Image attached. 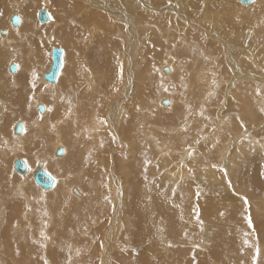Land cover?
I'll return each mask as SVG.
<instances>
[{
	"label": "rangeland",
	"instance_id": "374dc122",
	"mask_svg": "<svg viewBox=\"0 0 264 264\" xmlns=\"http://www.w3.org/2000/svg\"><path fill=\"white\" fill-rule=\"evenodd\" d=\"M50 1L9 0L6 9L0 0V31L15 39L10 46L0 41V205L5 217L0 218V264H105L109 237L102 225H113L117 213L109 264H264V15L260 23L249 24L251 17L243 18L248 13L241 14L245 7L237 0L152 3L163 12L133 0L132 10L126 8L130 23H125L118 13L110 16L83 0ZM256 2L242 5L253 6V13ZM45 7L58 22L59 41L47 30L53 22L38 20ZM12 13L23 18L21 32L34 25L27 42L11 25ZM152 16L158 26L145 25ZM180 21L187 25L181 27ZM199 23L219 38L208 37ZM224 42L239 55L238 62L230 61ZM52 48L65 52V66L53 85L41 80L51 66ZM168 58L173 65L166 64ZM9 62L18 66L14 77ZM163 67L170 69L167 76L160 73ZM34 103L46 104L49 111L30 110ZM18 121L26 122L27 137L12 136ZM58 134L68 147L66 159L52 157ZM18 158L31 165L22 175L30 205L13 197L23 179L14 168ZM45 158V170L63 183L57 189L44 190L34 179L37 163ZM75 172L79 175L73 178ZM112 178L119 182V198ZM70 188L83 194L71 200ZM119 241L125 245L118 246Z\"/></svg>",
	"mask_w": 264,
	"mask_h": 264
},
{
	"label": "bare ground",
	"instance_id": "6f19581e",
	"mask_svg": "<svg viewBox=\"0 0 264 264\" xmlns=\"http://www.w3.org/2000/svg\"><path fill=\"white\" fill-rule=\"evenodd\" d=\"M9 1V0H8ZM8 1L7 0H3V3L5 4V7H6V9H9V7H8V5H7V3H8ZM50 1V0H49ZM53 1V0H52ZM83 1H85L86 3H89L90 4V6H98V7H100L101 9H104L105 11H107L108 13H109V15L110 16H113V15H115V13H118V14H116V18L117 17H120V18H122L124 21H125V23H130L129 21H130V19L129 18H131V15L129 16V14H128V12H127V10H126V8H128V9H130V7H131V9L130 10H132V7H133V3H132V1L133 0H122V3H121V0H98L99 2H97L96 0H83ZM140 2H141V4H142V6H145V8L147 7V6H149L150 7V9L151 10H155V11H161L162 9H164V8H157V7H155V6H161L162 4H163V2L161 1V0H153V2H151V1H148V0H139ZM221 1V0H220ZM229 1V0H228ZM236 1V0H235ZM237 1H239V0H237ZM256 0H254V2H255ZM46 2V1H45ZM222 2H223V0H222ZM241 2V1H240ZM239 2V3H240ZM21 2L20 1H18V4H17V7L18 8H20L21 7V4H20ZM42 3V0H38V2H37V4H41ZM47 3V2H46ZM50 3H52L51 1H50ZM137 3V2H136ZM152 3H154L155 4V6H153L152 5ZM192 3V2H191ZM194 4V6H197V5H195V2H193ZM200 3V2H199ZM225 3V2H224ZM227 3V2H226ZM229 3V2H228ZM238 3V4H239ZM19 4H20V6H19ZM88 4V5H89ZM197 4V3H196ZM222 4V3H221ZM220 4V5H221ZM200 5V4H199ZM229 5H230V3H229ZM251 5V4H250ZM256 10L253 12V13H251L250 12V10L249 9H251V7L253 8V6H248V7H246L245 5H242V3H241V5L239 4V6H241V7H245V9H243L242 10V12H241V14H244V13H248V15H246V16H244L243 18H245L247 21L250 19V17H251V19L249 20L250 22H249V24H253L254 22H256L257 23V21H259V23L261 22L260 20H261V18H262V16L264 15V12H263V9H264V0H257V2H256ZM51 6V8H55V6L54 5H50ZM89 6V7H90ZM129 6V7H128ZM194 6H192V7H194ZM210 7H211V9H214L215 7L214 6H212V5H209ZM227 6V5H226ZM48 7V6H47ZM169 7H171V6H169ZM49 8V7H48ZM51 8H49L50 10L49 11H51L52 9ZM88 8V7H87ZM86 8V9H87ZM144 8V9H145ZM177 7L176 6H173L172 7V9L174 10V9H176ZM240 8V7H239ZM45 9H47L46 7H45ZM92 9H93V7H92ZM148 9V8H147ZM166 9H168V8H166ZM230 9V8H229ZM231 9H232V11H234V12H236L237 13V11H239L240 9H237V11H236V9L234 8V7H231ZM41 10V8L39 9V11ZM39 11H38V13H39ZM48 11V12H49ZM180 11V10H179ZM241 11V10H240ZM12 12H13V10H12ZM162 12H163V10H162ZM188 12V11H187ZM25 13V12H24ZM251 13V14H250ZM29 14L31 15L32 13L31 12H29ZM182 14V13H181ZM191 14H193V11L191 10ZM198 15H199V13H197ZM196 14V15H197ZM203 14V13H202ZM13 15H15L14 13H12L11 15H10V20H12V16ZM35 15V14H34ZM60 15H62V14H60ZM180 15V14H179ZM225 15V14H224ZM103 16H104V19H106V21H107V19H109L108 18V15L106 14V13H104L103 14ZM134 16V15H133ZM132 16V17H133ZM145 16V15H144ZM143 15H141V14H137L136 16H135V18H137V19H145V17H144ZM153 16H154V14H153ZM151 17V18H149V19H147V20H145V25L147 24V22H148V24L150 23V25H152V24H154V25H156V26H158V24H156L155 22H153L156 18L155 17ZM156 16V15H155ZM191 16V15H190ZM20 17V24H19V26H13L12 25V23H11V25L13 26V28H15V30H16V32H18V38L19 39H21V40H23L24 42H27L28 40H29V36L31 35V31H29V30H34L35 29V27H34V25L33 24H29V26H27V27H25V32H21V30H20V27H21V23L23 22V18L21 17V16H19ZM165 17V16H164ZM154 20H153V19ZM190 18V20H191V17H189ZM205 18H207V17H205ZM264 18V17H263ZM157 19L158 20H160V18H158V16H157ZM161 19H163V18H161ZM166 19V18H165ZM211 19V18H210ZM233 19V18H232ZM99 20H100V18H99ZM114 20V19H113ZM153 20V21H152ZM236 20V19H235ZM263 20V19H262ZM52 21V20H51ZM110 21V20H109ZM118 21V20H117ZM205 21V20H204ZM213 21V20H212ZM240 21V20H239ZM50 22V21H49ZM53 22V24H51L50 26H48L47 27V30H48V32L49 31H54V34L56 35V38H57V40H58V38H59V35L57 34V32L59 31V29L57 28L56 30H54V26L55 25H58V22L57 21H52ZM105 22V21H104ZM113 22V21H112ZM116 22V21H115ZM115 22H113V23H115ZM142 22H143V20H142ZM189 22V21H188ZM205 22H207L208 23V21H205ZM215 22V21H214ZM29 23V22H28ZM27 23V24H28ZM41 23V22H40ZM112 23V24H113ZM120 23V22H119ZM122 23V22H121ZM134 23V22H133ZM109 24H110V22H109ZM191 24H194L192 21H191ZM191 24H190V26L188 25V27H191ZM206 24V23H205ZM205 24H200L199 23V25H197L199 28H201V30H203V31H205L206 32V34H207V36L208 37H211L212 35L214 36V37H212V38H214V39H218L219 38V36L218 35H214L213 34V30L212 29H207L208 27L206 26L205 27ZM216 24V23H215ZM116 25V24H115ZM180 25H181V27L182 26H185V25H187V24H185L184 25V21H180ZM207 25V24H206ZM210 25V24H209ZM212 25V24H211ZM241 25H243V24H241ZM248 25V24H247ZM261 25V24H260ZM59 26V25H58ZM103 26V25H102ZM124 26V25H123ZM177 26V25H176ZM10 27V26H9ZM104 27V26H103ZM119 27V26H118ZM132 27H133V25H132ZM135 27V26H134ZM170 27V26H169ZM210 27V26H209ZM223 27V26H222ZM106 28V27H105ZM120 28V27H119ZM218 28V27H217ZM114 29H116V28H114ZM127 29V28H126ZM136 29V28H135ZM189 30H190V28H188ZM191 29H193V28H191ZM197 29V28H196ZM244 29V28H243ZM129 30V29H128ZM178 30V29H177ZM210 30H212V31H210ZM237 30V29H236ZM239 30V29H238ZM3 31H5V30H3ZM193 31V30H192ZM197 31V33L199 34V30H196ZM6 33L5 34H2V31H0V35L1 36H3V37H0V41L2 40L3 42L2 43H4V44H7V45H12L14 42H15V39H14V37L13 36H11V37H9V36H7V31H5ZM223 32V31H222ZM237 32V31H236ZM195 33V32H194ZM191 34H193V33H191ZM196 34V33H195ZM202 34V33H201ZM200 34V35H201ZM63 35V34H62ZM194 35V34H193ZM197 35V34H196ZM195 35V36H196ZM254 35V34H253ZM29 37V38H28ZM45 37V36H44ZM43 37V38H44ZM63 37V36H62ZM135 37V36H134ZM155 37V36H154ZM249 37V36H248ZM47 38L48 39H50L51 41L53 40V36L52 35H47ZM185 38V37H184ZM196 38H197V36H196ZM186 39V38H185ZM220 39H221V37H220ZM238 39H239V37H238ZM70 40V39H69ZM68 40V41H69ZM117 40V39H116ZM133 40H134V42H132L131 43V46H132V48L134 47V46H136V40L133 38ZM236 39H234V41H235ZM59 41V40H58ZM233 41V40H232ZM121 42V41H120ZM157 42H159V41H157ZM67 43V42H66ZM191 43V42H190ZM224 43H226V44H224L225 46H226V48L231 52L230 53V56H231V60L230 61H232V59L234 60V62H238L239 61V55L238 54H235V50L233 49V48H230V47H228V45H227V42H224ZM117 44V43H116ZM237 44V43H236ZM245 44H247V43H245ZM30 45V44H29ZM119 45V44H118ZM176 45V44H175ZM244 45V44H243ZM15 46L16 47H18L19 46V43H16L15 44ZM123 46V45H122ZM185 46V45H184ZM175 47V46H174ZM236 47V46H235ZM131 48V49H132ZM238 48H240L239 46H238ZM32 49V48H31ZM53 49V48H52ZM130 49V48H129ZM231 49L233 50V51H231ZM16 50V49H15ZM224 50V49H223ZM31 51H33V49L31 50ZM243 51V50H242ZM14 52V51H13ZM51 52H52V50H51ZM108 52V51H107ZM132 52H134V51H132ZM226 53H228V52H226ZM241 53V52H240ZM15 54H16V52H15ZM19 54L20 53H18V56H19ZM23 54V53H22ZM111 54V53H110ZM253 54V53H252ZM12 55V54H11ZM20 56H22V55H20ZM110 56V55H109ZM130 56V55H129ZM13 57V56H12ZM15 58H17V57H15ZM64 58H65V55H64ZM20 59V58H19ZM12 60V59H11ZM14 60V59H13ZM51 60H52V58H51ZM127 60V59H126ZM167 62L168 63H166L168 66H171V65H173L172 64V62H173V59L172 58H168L167 59ZM233 62V61H232ZM116 63V62H115ZM244 63V62H243ZM10 64H12V62H9V64H8V67H9V65ZM16 64V63H15ZM165 64V65H166ZM233 65V67H234V69L237 71L238 70V67H236L235 68V65H234V63L232 64ZM241 65V64H240ZM65 66V65H64ZM164 66V65H163ZM242 66V65H241ZM64 68V67H63ZM166 68H168V72H166L165 71V69ZM174 69V68H173ZM241 69V68H240ZM17 70H18V66H17ZM208 70V69H207ZM10 71V70H9ZM63 71V69L61 70V72ZM110 72H111V70H109ZM184 71V70H183ZM240 71H243V69L242 70H240ZM11 72V71H10ZM170 72V69H169V67H163L162 69H160V73L162 74V76L164 75V76H167V74ZM245 72V71H244ZM244 72H242V73H244ZM12 73H14V72H11V75L14 77L16 74H12ZM46 73V72H45ZM184 73V72H183ZM186 73V72H185ZM184 73V74H185ZM197 73V72H196ZM182 74V73H181ZM43 75H44V73L42 74V81L43 82H45V83H47V84H52L53 85V83H49V82H47L45 79H44V77H43ZM109 75H110V73H109ZM206 75V74H205ZM242 75V74H241ZM240 74H239V76H241ZM116 76V75H115ZM189 76V75H188ZM198 76V75H197ZM234 76H235V74H234ZM238 76V77H239ZM112 77V76H111ZM114 77V76H113ZM181 77V76H180ZM236 77V76H235ZM244 78H246L245 76H243ZM110 78V77H109ZM131 78V77H130ZM198 78H199V76H198ZM256 78V77H255ZM200 79H202V78H200ZM91 80V79H90ZM108 80V79H107ZM118 80V79H117ZM260 80V79H259ZM182 81H184V80H182ZM94 82V81H93ZM169 83V82H168ZM251 83V82H250ZM91 84H93V83H91ZM115 85V84H114ZM106 87V86H105ZM129 89V88H128ZM168 89V88H167ZM113 90V89H112ZM175 90V89H174ZM154 91H156L155 89H154ZM168 93V92H167ZM170 93V92H169ZM103 94V93H102ZM111 94V93H110ZM172 94H173V92H172ZM171 94V95H172ZM126 96H127V94H126ZM142 96V95H141ZM170 96V95H169ZM116 97V96H115ZM114 97V98H115ZM173 99V98H172ZM114 100H116V99H114ZM160 100H162V98H160ZM160 100L158 101V102H160ZM164 100H167L168 101V104H169V100L168 99H164ZM163 100V101H164ZM242 100V99H241ZM123 101V100H122ZM163 101H162V103H163ZM175 101V100H174ZM230 101V100H229ZM33 102V101H32ZM114 102V101H113ZM126 102V101H125ZM157 102V101H156ZM228 102V101H227ZM108 103V102H107ZM124 103V102H123ZM161 103V102H160ZM230 103V102H229ZM35 104V103H34ZM33 104V105H34ZM110 104V103H109ZM116 104H117V102H116ZM164 104V103H163ZM32 105V104H31ZM39 105V104H38ZM44 105V104H43ZM115 105V104H114ZM45 106V110L46 111H49V109L47 110V105L45 104L44 105ZM159 106H160V104H159ZM34 107V108H33ZM32 108H30V110L31 109H35V108H38V106H37V103L35 104V106H33ZM108 108V107H107ZM118 108V107H117ZM114 109L115 110V112L116 111H118V109ZM247 108V107H246ZM51 109V108H50ZM72 109V108H71ZM113 110V109H112ZM121 110V109H120ZM122 111V110H121ZM137 111V110H136ZM77 113V112H76ZM54 114H56V113H54ZM78 114V113H77ZM104 114V113H103ZM112 114H113V112H112ZM42 115V114H41ZM110 115H111V113H110ZM114 115V114H113ZM117 115V114H116ZM122 115V114H121ZM44 116V115H43ZM43 116H42V118H43ZM87 116V115H86ZM118 116H119V114H118ZM117 116V117H118ZM26 117V116H25ZM112 117V116H111ZM61 119V118H60ZM77 120V119H76ZM111 120V119H110ZM115 120V119H114ZM113 120V121H114ZM46 121V120H45ZM35 122V126H36V128L38 129V131L39 132H41V131H43V125H42V123L40 122V121H38V120H35L34 121ZM117 122V121H116ZM23 123H24V132L22 133V134H16L15 132H14V129H12V136L14 135V137H18V136H25V137H27L28 135L26 134L27 133V124H26V122L25 121H23ZM220 123V122H219ZM58 123H56L55 124V127L57 128V125ZM90 124V123H89ZM16 125V124H15ZM92 125V124H91ZM98 125V124H97ZM78 126V125H77ZM54 127V128H55ZM84 127V126H83ZM115 127H116V125H115ZM14 128H15V126H14ZM96 128H98V127H96ZM112 129H113V127H112ZM218 129V128H217ZM96 130V129H95ZM57 131H59V129L57 130ZM56 131V132H57ZM93 131V129H90L89 130V132H92ZM97 131V130H96ZM101 131V130H100ZM115 131V130H114ZM80 132V131H79ZM241 134V133H240ZM27 135V136H26ZM77 135H78V131H77ZM239 135V134H238ZM0 136H3L2 134H0ZM76 136V135H75ZM100 136V135H99ZM252 137V136H251ZM250 137V138H251ZM118 138V137H117ZM120 138V137H119ZM97 140V139H96ZM228 141V140H227ZM259 142V141H258ZM62 142H61V139L59 138V134L57 135V144L55 143V146H54V152L52 153V157H55L56 159H66L68 156H70L69 154H68V147H64V145L63 144H61ZM61 145H63V149H64V152H63V155H59V156H62V158L61 157H59V156H57V154H56V151H57V149H59V148H61ZM206 146V145H205ZM225 147V146H224ZM234 149V148H233ZM22 150V147H20V151ZM225 150V149H224ZM223 150V151H224ZM230 151V150H229ZM188 152V150L186 151V153ZM228 152V151H227ZM71 153V152H70ZM189 153V152H188ZM222 153V152H221ZM226 153V152H225ZM84 154V153H83ZM229 154V153H228ZM228 154H226V155H228ZM79 155V154H78ZM163 155V154H162ZM76 156V155H75ZM225 156V155H224ZM226 157H224V159H225ZM19 159V158H18ZM24 159V158H23ZM52 159V158H51ZM50 159V160H51ZM17 160V159H16ZM15 160V161H16ZM25 161H26V163H27V166H28V170H27V172H29L30 171V169H31V165L29 164V162L26 160V159H24ZM15 161H14V163H15ZM46 161L48 162V160L45 158V159H41L40 160V162H38L37 163V167L39 166V163H41V162H43V168L45 169V167H44V165H47V163H46ZM52 161V160H51ZM50 161V162H51ZM57 161V160H56ZM226 161V160H225ZM234 161V160H233ZM55 162V161H54ZM59 162V161H58ZM52 163V162H51ZM60 164V163H59ZM48 165H49V162H48ZM60 166V165H59ZM36 167V168H37ZM196 169V168H195ZM212 169V168H211ZM16 170V169H15ZM17 171V170H16ZM34 171V170H33ZM27 172L25 173V174H27ZM35 172V171H34ZM49 173V172H48ZM54 173V172H53ZM81 173V172H80ZM215 173V172H214ZM21 174V173H20ZM25 174H21V176L22 175H25ZM51 175H52V173H50ZM74 174V173H73ZM171 174H173V173H171ZM78 175H79V172H75V175H74V177L73 178H76V177H78ZM195 175V174H194ZM199 175V174H198ZM206 175V174H205ZM253 175V174H252ZM27 176V175H26ZM53 176V175H52ZM70 176H72V174L70 175ZM69 176V177H70ZM175 176V175H174ZM23 177V179L21 180V184H20V186H19V190H18V192L17 193H15V194H13V197H15V196H21L22 197V200H24L28 205H30L31 204V199H29V197H28V195L26 194V192H25V185L27 184V181H26V179H25V176H22ZM54 178H55V185L53 186V189H57V188H59V186H61L63 183L62 182H60L59 181V178H57V177H55V176H53ZM111 177V176H110ZM171 177H173V176H171ZM177 177V176H176ZM72 178V177H71ZM72 178V179H73ZM178 178V177H177ZM63 179L65 180V183L66 182H68V180H66V178H64L63 177ZM200 179V178H199ZM71 181V180H70ZM112 181H114V183L112 182ZM112 185H113V187L114 188H116L118 185H119V182H117V181H115V179L113 180V178H112ZM182 181V180H181ZM184 182V181H183ZM248 182V181H247ZM163 184V183H162ZM175 184H176V182H175ZM226 184V183H225ZM38 186V185H37ZM40 186V185H39ZM109 187V186H108ZM185 187V186H184ZM227 187V186H226ZM41 188H43V187H41ZM44 189V188H43ZM52 188L51 189H47V190H53ZM78 189V188H77ZM77 189H75L74 190V192H73V188H70V190H71V192H72V197H71V200H75L76 199V197H78L77 195H82L83 193L81 192V191H79L80 190V188H79V190H77ZM110 189H111V187H110ZM45 190V189H44ZM46 190V191H47ZM68 191H69V186H68V189H67V191H66V193H68ZM224 191V190H223ZM190 193V192H189ZM69 194V193H68ZM74 194V195H73ZM227 194V193H226ZM229 194V193H228ZM70 195H71V193H70ZM69 195V196H70ZM114 195H118V198H119V195H120V188L119 187H117L116 188V192H115V194ZM173 196V195H172ZM228 196V195H227ZM14 199V198H13ZM77 200V199H76ZM243 200V199H242ZM115 201H118V199L116 198L115 199ZM153 201V200H152ZM230 201V200H229ZM260 201H262V200H260ZM264 201V200H263ZM231 203V202H230ZM262 205V204H261ZM3 206V205H2ZM235 206V205H234ZM242 206V205H241ZM255 206V205H254ZM19 207V206H18ZM114 207V206H113ZM121 207V206H120ZM3 208V207H2ZM21 208V207H20ZM238 208V207H237ZM241 208V207H240ZM139 209V208H138ZM186 210V209H185ZM239 210V209H238ZM51 211V210H50ZM22 212V211H21ZM186 212V211H185ZM4 211L3 210H1V205H0V218L1 219H4L5 217H4ZM25 213V212H24ZM61 213V211H59L58 212V214H60ZM121 213V212H120ZM188 213V212H187ZM56 214V213H55ZM57 215V214H56ZM117 216H118V213L116 214V216L114 217V221H113V225L111 224H108L107 225V223L108 222H106V224H104L103 223V227H102V229H103V232L105 233V235H106V233L108 234V237L110 238V236H113L112 234H113V232L116 230V228H117V223H118V219H117ZM26 217V216H25ZM28 217V216H27ZM65 214L63 215V216H60V218H62L63 220L65 219ZM119 217V216H118ZM190 217V216H189ZM2 221H4V220H2ZM166 221V220H165ZM215 221V220H214ZM9 223V222H8ZM11 223V222H10ZM153 223V222H152ZM167 223V222H166ZM118 225H120V224H118ZM151 226V225H150ZM12 227V226H11ZM24 227V226H23ZM29 227V226H28ZM71 227V226H70ZM138 227V226H137ZM141 227V226H140ZM218 227V226H217ZM16 228H17V226H16ZM119 228H120V226H119ZM118 228V229H119ZM132 228V227H131ZM193 228V227H192ZM72 229V228H71ZM80 229V228H79ZM97 229V228H96ZM7 230V229H6ZM20 229L18 228V231H19ZM211 230V229H210ZM23 231V230H22ZM28 231H29V229H28ZM69 231H71V230H69ZM129 231V230H128ZM191 231H192V229H191ZM50 232V231H49ZM74 232V231H73ZM73 232H72V234H73ZM140 232V231H139ZM18 233V232H17ZM22 233V232H21ZM26 233V232H25ZM25 233H24V235H25ZM61 233V232H60ZM71 233V232H70ZM80 233H81V231H80ZM138 233V232H137ZM136 233V234H137ZM160 233H162V232H160ZM188 233V232H187ZM27 234V233H26ZM47 234V233H46ZM124 234H126V233H124ZM155 234V233H154ZM207 234V233H206ZM30 235V234H29ZM28 235V236H29ZM51 235H54V233L52 234L51 233ZM86 235V234H85ZM131 235V234H130ZM149 235H151V232L149 233ZM173 235V234H172ZM226 235V234H225ZM23 236V235H22ZM28 236H26L25 238H27ZM102 236V235H101ZM136 236H138V235H136ZM140 236V235H139ZM159 236V235H158ZM47 237H48V235H47ZM114 237H115V235H114ZM135 237V236H134ZM144 238L145 237H147V236H143ZM151 237V236H150ZM166 237V236H165ZM209 237H210V235H209ZM228 237V236H227ZM30 238V237H29ZM102 238V237H101ZM107 239V241L105 242V241H103V242H105V243H107V246L105 247V250H106V253L104 254V257L102 258L103 259V263H105V264H109V252H110V248H109V241H110V239ZM112 238V237H111ZM148 238V237H147ZM17 239V238H16ZM22 240H24L23 238H21ZM52 239V238H51ZM183 239V238H182ZM185 239L187 240V238L185 237ZM28 240V239H27ZM44 240V239H43ZM63 240V239H62ZM66 240H67V238H66ZM88 240V239H87ZM7 241H9V240H7ZM38 241V240H37ZM184 241V240H183ZM188 241V240H187ZM17 242V241H16ZM23 242V241H22ZM40 242V241H39ZM48 241H47V239H46V242L45 243H47ZM67 242H69V240L67 241ZM179 242V241H178ZM1 243V242H0ZM3 243V242H2ZM8 243V242H7ZM25 242H23V244H24ZM43 244V243H42ZM66 244V243H65ZM101 244V243H100ZM118 246H120V247H123L125 244H123V242L122 241H119L118 243ZM188 244V243H187ZM28 245H30V244H28ZM68 245H70V244H68ZM79 245V244H78ZM77 246V245H76ZM158 246V245H157ZM27 247H29V246H27ZM117 248H119V247H117ZM24 249V248H23ZM108 249H109V251H108ZM225 249V248H224ZM14 253V252H13ZM110 253H112V252H110ZM132 253V252H131ZM4 255V254H3ZM24 255V254H23ZM22 255V256H23ZM72 255V254H71ZM185 255V254H184ZM68 256V255H67ZM71 257V256H70ZM180 259V258H179ZM30 261V260H29ZM127 261V260H126ZM123 262V261H122ZM33 263V262H32ZM123 264V263H122ZM125 264H129L128 262H125ZM176 264V263H175Z\"/></svg>",
	"mask_w": 264,
	"mask_h": 264
},
{
	"label": "water",
	"instance_id": "95a60500",
	"mask_svg": "<svg viewBox=\"0 0 264 264\" xmlns=\"http://www.w3.org/2000/svg\"><path fill=\"white\" fill-rule=\"evenodd\" d=\"M244 4H250L254 0H239ZM38 20L41 23H47L52 20L51 15L49 14L47 9H41L38 13ZM11 23L13 26H18L20 24V17L19 15L15 14L12 16ZM5 31H2V34H5ZM64 50L62 48H53L51 52L52 56V63L48 70V72L44 73V79L49 83H57L58 78L60 76L61 70L64 66ZM9 70L11 72H16L17 65L12 63L9 65ZM168 72V68L165 69ZM164 104H168L167 100L163 101ZM38 110L43 113L45 111V106L43 104L38 105ZM14 132L16 134H22L24 132V123L23 121H18L15 125ZM64 149L61 147L57 149L56 154L57 156L63 154ZM14 168L21 174H25L28 170L27 163L24 159H17L14 163ZM34 179L38 185L43 187L44 189H51L55 185V178L48 173L43 168V162L39 163V166L36 168L34 172Z\"/></svg>",
	"mask_w": 264,
	"mask_h": 264
},
{
	"label": "snow or ice",
	"instance_id": "6c2138e0",
	"mask_svg": "<svg viewBox=\"0 0 264 264\" xmlns=\"http://www.w3.org/2000/svg\"><path fill=\"white\" fill-rule=\"evenodd\" d=\"M169 3L171 4V0H169ZM123 71V68H122V65H121V72ZM190 155H191V153H190ZM245 203L247 204L248 203V201L247 200H245ZM221 214H223V213H221ZM248 223L249 224H252V219H251V216L249 215V217H248Z\"/></svg>",
	"mask_w": 264,
	"mask_h": 264
},
{
	"label": "crops",
	"instance_id": "0c3cea01",
	"mask_svg": "<svg viewBox=\"0 0 264 264\" xmlns=\"http://www.w3.org/2000/svg\"><path fill=\"white\" fill-rule=\"evenodd\" d=\"M3 119H5V117H3ZM3 119L1 120V122L3 121ZM2 123H3V122H2ZM2 123H1V124H2Z\"/></svg>",
	"mask_w": 264,
	"mask_h": 264
}]
</instances>
